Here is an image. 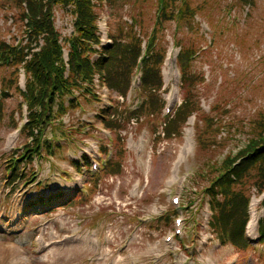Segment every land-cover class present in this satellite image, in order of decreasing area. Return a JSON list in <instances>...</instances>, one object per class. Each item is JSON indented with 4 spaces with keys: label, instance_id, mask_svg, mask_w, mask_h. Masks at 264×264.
<instances>
[{
    "label": "rangeland",
    "instance_id": "obj_1",
    "mask_svg": "<svg viewBox=\"0 0 264 264\" xmlns=\"http://www.w3.org/2000/svg\"><path fill=\"white\" fill-rule=\"evenodd\" d=\"M6 2L13 5L15 2L0 0V38L9 40L11 36H23L24 27L17 15L18 7L8 4L9 11L5 13L7 9L3 10L2 5ZM187 2L191 9L187 21L177 24L176 19H170L158 31H154L158 0H118L111 6L110 31L117 36L123 33L122 38L127 39L131 28L127 20H135L136 30L143 37L156 32L158 44L166 50H171L175 42L173 54L183 45L185 50L196 52L197 57L189 62L190 81L185 88L180 86L177 65L173 62L164 65V72L167 70L171 79L166 91L158 94L166 100L165 107H170L171 114L165 109L160 114L142 115L144 123L134 130H130L128 122L123 124L122 128L129 131L128 138L133 133L136 141L142 140V145L126 148L120 129L109 141L98 129L94 140L112 144L116 160L123 159V168L119 172L117 165L111 164L98 172L91 169L81 174L83 183L92 186L88 192L69 191L68 182L61 178L74 182L67 175V168L73 166L67 155L69 152L77 155L92 137L83 133L86 128L77 132L80 123L72 131L57 116L43 134L44 142L52 136L58 142L55 157L50 158L44 149V159L25 164V180L35 175L41 185L27 187L22 180L12 188L6 181L8 161L30 139L21 134L19 142L7 148L6 138L15 132L19 115L23 119L24 111L20 110L16 66L0 67V263L7 255L6 246L16 248L12 258L26 257L25 264H209L213 260L211 249L198 247L202 236L207 237V242L214 240L205 228L204 189L220 174L214 169L234 157L224 159L225 155L237 153L264 132V0ZM9 16L15 20L12 25L6 18ZM176 73L178 99L169 106L167 96L175 89ZM187 93L191 104L187 114L196 113V118L192 117L193 150L180 166L179 181L169 186L167 181L186 139L187 123L182 126L184 117L177 120L176 111ZM168 121L177 125L170 133L165 126ZM59 184L64 188L59 189ZM33 186L36 188L32 189ZM134 187L137 196H131ZM254 188L259 191L258 187H251L249 195L255 194ZM62 190L71 195L79 192L68 208L27 216L22 210L24 199ZM173 197L180 198V205L172 204ZM192 201L196 204L188 205ZM261 201L260 211L264 210ZM178 218L183 219V234L176 237ZM93 234L97 235V248H92L87 240ZM41 236H45L46 248L39 242ZM170 238L172 245L166 242ZM151 246L154 251H149ZM250 251L243 253L246 264L251 263ZM254 254L260 258L258 264H264V248L254 249ZM243 260L244 257L239 264Z\"/></svg>",
    "mask_w": 264,
    "mask_h": 264
},
{
    "label": "trees",
    "instance_id": "obj_2",
    "mask_svg": "<svg viewBox=\"0 0 264 264\" xmlns=\"http://www.w3.org/2000/svg\"><path fill=\"white\" fill-rule=\"evenodd\" d=\"M17 4L23 0H15ZM28 2L32 10L31 25L35 28L34 36L42 33H48L47 45L40 55L36 57L34 62L29 65V71L33 73V81L29 84L30 96L29 100H33V104L40 105L42 108V116L45 121L50 120L51 116L47 113L53 107L54 96L58 94L65 95L73 86H76L79 75L84 74L86 77L90 74L89 63L82 58L80 52L72 58L73 79L66 81L63 78V68L61 65L60 50L56 41V34L48 18L49 13L44 14V0H25ZM118 0H108L111 6ZM76 3L79 13L77 22V32L79 37L73 42L74 46L82 44V39L94 41L96 38V17L93 13L89 0H50L52 3ZM187 0H183L181 4L177 0H158V16L155 30H162L164 23L170 19H176L177 24L187 21V13L190 11ZM43 13L39 19L38 14ZM24 17V15H23ZM138 34L136 27L131 26L127 34V43H115L109 47V58L99 63V69L105 74L106 81L110 88L115 91L126 94L130 87V80L133 69L142 55V39ZM123 33L118 40H123ZM126 39V40H127ZM147 51L143 59V80L142 93L147 101L141 106L140 113L144 115H152L161 113L163 100L161 91L163 79L161 75V67L165 57L162 49L156 50L155 40L156 32L149 36ZM2 52L8 55H17V62L23 60V55H18L15 49L6 44L2 46ZM196 52L184 50L179 58L181 68L182 85L185 88L189 83L188 71L189 62ZM57 62L60 63L57 65ZM190 93L183 96V104L176 111L177 120L180 118L183 124L187 122L190 114L189 103ZM44 121V122H45ZM38 124V123H37ZM109 125L113 127L115 123ZM168 133L172 132L171 128L177 129L174 122H166ZM119 125L117 128H120ZM240 159V163L234 165ZM117 169L121 172V165L116 164ZM220 173L210 181V188L207 190L211 194V207L213 210V219L211 228L223 244L230 243L236 248H247L249 241L245 236V228L248 221V205L250 202V188L258 187L259 192L264 191V137L252 141L248 149L238 156V158H229L220 168L214 169ZM221 196V199L218 198ZM261 238L264 242V219L261 221Z\"/></svg>",
    "mask_w": 264,
    "mask_h": 264
},
{
    "label": "bare ground",
    "instance_id": "obj_3",
    "mask_svg": "<svg viewBox=\"0 0 264 264\" xmlns=\"http://www.w3.org/2000/svg\"><path fill=\"white\" fill-rule=\"evenodd\" d=\"M165 76H166V82L169 83L171 77L169 76L167 70L165 72ZM174 78H175V89L170 95L167 96V100H168V103L170 105H173L176 102V100L178 99V91H177L178 90V87H177L178 78H179L178 73L175 74ZM193 126H194V120L191 119L189 121V126L186 128L185 143H184V145H182L180 147V152L178 154V158L174 162L173 174H172L171 178L167 181V184L169 186H172L173 184H175L176 182L179 181V168L193 150V135H194ZM19 137H20V133H17V132L12 133L8 137L7 147L11 148L14 145H16L17 142L19 141ZM181 182H182V180H181ZM135 192H136V190L133 191V193H135ZM254 203H255V205H257L258 201H255ZM256 209H257V206H254V209H253L252 214H251L252 222L249 224V227H248L249 233L252 234V236L257 235V231H256L257 230V222L259 221V218L262 217V215H263V212L259 213ZM76 240L81 241L78 238H76ZM87 240L91 243L92 248L98 247V241H97V235L96 234L89 235L87 237ZM108 241H109V239H108ZM39 242L41 243L43 248L47 247L45 236H42L39 239ZM167 243H169V242H167ZM4 249L7 253V255L5 257L1 258L3 260L0 264H25L24 262L28 260L26 257H23L21 255H17V256L12 258L11 253H12V251L16 250L15 247L6 246ZM108 249L111 250V246H109ZM149 251H154L153 246H151L149 248Z\"/></svg>",
    "mask_w": 264,
    "mask_h": 264
}]
</instances>
